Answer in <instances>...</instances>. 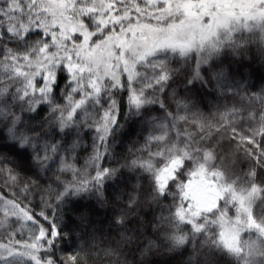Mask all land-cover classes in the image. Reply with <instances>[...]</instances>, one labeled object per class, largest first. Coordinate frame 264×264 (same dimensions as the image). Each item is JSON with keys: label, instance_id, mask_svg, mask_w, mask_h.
I'll return each instance as SVG.
<instances>
[{"label": "snow or ice", "instance_id": "1", "mask_svg": "<svg viewBox=\"0 0 264 264\" xmlns=\"http://www.w3.org/2000/svg\"><path fill=\"white\" fill-rule=\"evenodd\" d=\"M16 8L27 10L19 22ZM57 9L54 0L0 8V203L23 209L8 217L0 264H79L77 229L99 215L121 240L140 237L130 250L137 264H264V87L200 107L212 95L206 86L241 93L240 64L243 77L264 79V32H243L257 17L264 28V0L227 20L213 18L215 5L190 19L178 0H66ZM193 21L201 30L189 36ZM140 25L160 38L145 40ZM172 28L183 43L166 38ZM106 40L103 63L87 55ZM229 53L252 59L227 61ZM122 111L146 115L143 138L117 153ZM196 182L207 201L193 197ZM21 221L27 236L16 231Z\"/></svg>", "mask_w": 264, "mask_h": 264}, {"label": "trees", "instance_id": "2", "mask_svg": "<svg viewBox=\"0 0 264 264\" xmlns=\"http://www.w3.org/2000/svg\"><path fill=\"white\" fill-rule=\"evenodd\" d=\"M66 1V0H64ZM193 5H196L197 0ZM238 5H243L242 1L238 0L236 2ZM197 6V5H196ZM237 6V5H236ZM0 8L9 9V0H0ZM190 9L187 7L185 11ZM26 9L21 10L20 8H16L15 10H11L12 15L14 16L13 22H19L26 15ZM24 22L27 23V19H24ZM151 26V25H148ZM154 27V26H153ZM156 28V27H155ZM249 29L253 30L257 34L264 32V28L262 26L259 27H251L243 29L244 35L248 36ZM87 31L86 29L84 30ZM87 35L85 37V48H87ZM258 36L252 37V48L255 50L256 41ZM103 41H98L96 45L93 47L99 46ZM93 49V48H92ZM90 49L89 51H92ZM88 51V53H89ZM87 53V54H88ZM252 53H248V56L241 54L240 57L236 58L231 53L227 56V61L237 60L239 62H247V60L252 59ZM223 60L224 57L221 56ZM35 62V61H33ZM236 64H233V67H236ZM4 64L0 61V70H2ZM75 67V66H74ZM185 68L187 65L184 66ZM241 67V77L239 73L235 74L234 79L239 82L240 85L243 86V90L239 95L234 96L232 92H228L227 94H221L217 91H214L211 86H206L207 92L212 93V95L206 96L204 103L200 104L201 109L204 111H208L209 107L216 103H233L239 102L241 99L247 100V96L244 95V91L247 92H257L259 89L264 87V79H260L255 75L250 74V72L246 71L245 77H243L242 67L243 64H240ZM253 67L260 68L259 57L257 56L256 63L253 64ZM264 72V69H261ZM183 75H177L176 79V91L183 93L184 85L182 83ZM233 91H235V84L231 85ZM121 103L124 109H127V102L124 100V96H121ZM146 114H136V115H127L125 116L124 112L121 113V120L123 121V126L120 127L119 131L115 133V141L116 145L114 146L115 152L119 153L122 150L126 149L128 143L132 139H142L143 131L141 121L145 119ZM131 131V135L129 132ZM86 143L82 145V148H87L91 143V132L89 131L88 136L85 138ZM84 153L80 152V156L83 157ZM193 190V188H192ZM90 196H86L85 199H89ZM19 205H14L11 210L4 203H0V241L7 242L9 239L8 233L12 230L9 227V215H20L23 212V209L18 210ZM131 219V217H130ZM135 223V221H134ZM16 231H23L24 235L27 236L30 234L29 226L23 224L21 221L16 226ZM131 227V226H126ZM77 231L85 233L83 240L84 244L82 245L83 251L75 250L76 254L80 257L79 264H137V261L140 259L139 253H136L135 256L131 253V249H133L136 244L139 242L140 237L136 236L133 232L129 231L127 235L132 237L131 240H121L120 232L122 229L117 228L115 225L111 224L110 220L104 216L99 215L94 218V223L88 226L81 225ZM79 243V242H78Z\"/></svg>", "mask_w": 264, "mask_h": 264}, {"label": "rangeland", "instance_id": "3", "mask_svg": "<svg viewBox=\"0 0 264 264\" xmlns=\"http://www.w3.org/2000/svg\"><path fill=\"white\" fill-rule=\"evenodd\" d=\"M237 1L238 0H197L196 3L197 6H196L193 5V3L195 2L193 0H178V5L183 8L185 15L188 16L190 19L198 16V14L195 11V7H199L202 12H205L207 14L210 12L212 5H215L216 11L215 13H211L213 18L217 20H227L237 15V10H239L240 13L246 12L252 3V0H240L243 3V5L240 6L236 3ZM54 2L58 5L57 10L62 9L63 5L66 3V1L64 0H54ZM187 7H190V9L185 11ZM245 23H247L246 28L262 26L259 17H257L252 22L246 21ZM237 24H239V21H237ZM67 27L70 30H76L75 23H69ZM185 27L188 28L189 36H192L196 31L201 30V25L199 23H196L195 21H193L189 25H185ZM138 30L141 32L147 30L148 35L144 37L145 40H147L148 38L151 39L160 38L159 37L160 29L155 28L153 26L140 25ZM176 31L177 28H172L169 31L168 36L166 38L172 40L173 43H183V41H177L175 39ZM111 52H112L111 42L106 40L103 41L99 46L97 45L96 47H93L92 51H89L87 55L94 58L96 61L103 63L104 58L110 55ZM192 188H193L192 195L195 199L202 202L207 201L209 199V189L206 186V184L202 182H196Z\"/></svg>", "mask_w": 264, "mask_h": 264}]
</instances>
